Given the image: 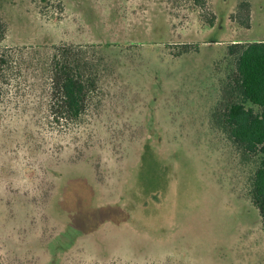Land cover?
I'll use <instances>...</instances> for the list:
<instances>
[{
	"label": "rangeland",
	"instance_id": "rangeland-1",
	"mask_svg": "<svg viewBox=\"0 0 264 264\" xmlns=\"http://www.w3.org/2000/svg\"><path fill=\"white\" fill-rule=\"evenodd\" d=\"M0 19V264H264L252 166L211 121L229 44L264 40V0H0ZM63 43L116 70L79 133L53 120L35 55Z\"/></svg>",
	"mask_w": 264,
	"mask_h": 264
},
{
	"label": "trees",
	"instance_id": "trees-1",
	"mask_svg": "<svg viewBox=\"0 0 264 264\" xmlns=\"http://www.w3.org/2000/svg\"><path fill=\"white\" fill-rule=\"evenodd\" d=\"M193 2L199 4L203 0ZM239 6L240 11L234 21L249 29L251 5L243 2ZM215 17L212 14L213 19L209 20L211 27L215 25ZM1 21L0 41L6 32ZM197 46L182 45V53H189ZM35 52L38 65L42 66L48 79L53 120L73 125L78 133L85 131L93 109L101 104L102 85L116 71L105 50L94 44L63 43L38 47ZM12 58L9 51H0V101L5 78L12 68ZM224 64V77L220 81L219 98L211 121L234 145L243 160L252 166L249 196L259 211L264 229V40L230 43Z\"/></svg>",
	"mask_w": 264,
	"mask_h": 264
}]
</instances>
